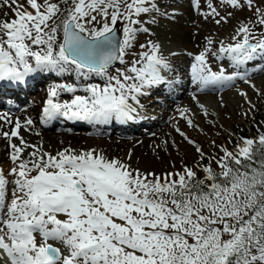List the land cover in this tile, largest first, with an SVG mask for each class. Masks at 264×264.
<instances>
[{"label": "snow or ice", "instance_id": "snow-or-ice-1", "mask_svg": "<svg viewBox=\"0 0 264 264\" xmlns=\"http://www.w3.org/2000/svg\"><path fill=\"white\" fill-rule=\"evenodd\" d=\"M219 5L247 8L256 19L240 24L233 43L221 41L213 50L208 39L194 56L191 81L203 90L241 80L264 96L248 71H241L264 60V31L255 30L264 29V7L256 0H219ZM192 6L199 9L200 0ZM0 8L13 16L0 19V81L22 82L36 71L105 81L86 85L85 95L66 102L59 101L60 91L75 94L77 87H52L42 123L58 116L125 123L136 119L141 96L173 83L167 75L173 65L154 30L158 16H169L158 0H0ZM207 8L201 14L217 25L232 16L221 15L212 0ZM210 57L226 59L233 71L223 65L214 71ZM116 63L124 67L113 75ZM238 92L254 110L248 94ZM192 98L207 117L208 109ZM189 112L180 110V118L203 133ZM5 125L10 130H3ZM33 126L31 118L22 123L0 116V138L11 161L7 170L0 167V264H264V131L229 141L231 148L212 140L215 151L206 153L173 125L197 158L189 166L182 157L179 169L173 163L157 173L134 167L131 151L126 158L98 148L67 147L53 154L21 135L22 128ZM171 146L179 154L175 141Z\"/></svg>", "mask_w": 264, "mask_h": 264}, {"label": "bare ground", "instance_id": "bare-ground-1", "mask_svg": "<svg viewBox=\"0 0 264 264\" xmlns=\"http://www.w3.org/2000/svg\"><path fill=\"white\" fill-rule=\"evenodd\" d=\"M190 2L191 3L189 4L191 6L194 0H191ZM173 3H176V5ZM182 3L185 4L186 0L180 3H178L177 0H171L169 5H174L176 7ZM184 4L180 5L179 6L180 9H178L177 11H173L172 13L170 12L172 16L174 15L177 16L178 14H181V12L182 14L178 15L177 18L174 19L173 22H171L174 23L177 20V22L174 23V27L170 31L162 30V33L160 35L172 41L180 51L191 52L192 50L201 48L207 34L209 33L213 34L214 31L216 33L217 30L213 27V25H211L209 19H205L204 16L201 15L197 16L195 15L196 13L192 14V12L187 11V9L185 10L183 8ZM172 16H170V18ZM191 21H195V24H192L193 25L192 29H195V31L190 30L191 28L189 24ZM216 39L218 38L216 37ZM188 57L191 58V60L190 58L189 59L187 58L188 60H190V62L188 63L189 65L188 68H189L193 63V58L189 54ZM262 61L263 60H258V62H262ZM171 63L173 65V69L175 73L180 72L181 74L182 70L181 69L177 70V68L175 67L176 66L175 62L171 61ZM188 68L185 73V80H180L178 82L182 91L179 95H176L174 97L177 100L175 103L169 104L168 101H165L164 104L167 105L168 107H164L157 103V101L161 102L163 100L162 98H154L153 95L151 94L150 96H148V99L145 100L146 102L144 101L145 103H142L143 99L142 97H140V101H141L140 104L142 105V107H138L137 109L138 114L136 116V119L127 121L125 123H121L113 119L109 123L105 125L103 124L98 128H97L98 124L89 125V127L95 126V128L90 129L85 125V122L83 121H71L65 117H59V116L53 118L50 121H46L43 123L41 122L42 109L43 106L45 105L46 100L48 99L49 90L57 85L56 83L57 80L67 81L68 83L77 87L79 93L85 95L83 88L87 85L86 81L88 79L85 80L83 77H78L75 72L56 73L50 71H41L39 73V71H36L30 74L29 76L25 77V79L22 82H18V83L26 82V84L23 86L25 87L24 91L20 90L21 88L20 85H17L16 87L14 84H12L13 81H0V116L7 114L13 120L19 119L22 123L27 118H31L34 121V126L30 130H25L24 128H22L20 130L21 135L30 143L43 145L44 149L49 152H51L53 148H56L55 146L63 145L67 143L71 144V145L68 144L71 148L77 150H81V148H84L86 146H91L92 144H96L98 149L103 150L107 155L110 154V156H112V153L113 155H115L114 153L120 151L121 148L132 147L134 146V144L140 145L141 148L146 152H152V151L156 152L155 150L158 149L157 145L166 146V144L164 143L165 141H167V143L170 141L176 142V140L179 139L178 136L175 135V130L173 125L180 127L181 130L185 131L188 134V129L184 126L185 125L184 123L186 121L182 119L181 122L178 119L180 117V110L185 108L190 110V108H192L195 104H197L196 101H194L192 98L193 95L199 97V93H197L198 86L192 83L191 75H190L191 69ZM260 69L261 67L255 73H259ZM228 72L231 73L232 70L228 69ZM97 78L99 77L97 76ZM5 82H7L8 84ZM238 82L240 81L239 80L235 81V83ZM40 84H41V89L38 91L34 90L37 86L39 87ZM175 88L178 89V87H171L170 89L165 87L166 94L164 93L162 95L168 97L169 96L168 92L170 91L174 92V90L177 91ZM216 88H217L216 85H210L207 88L203 89V92L209 91L208 93H205L204 96L206 98H215V99L219 98L220 96L216 95L217 92L214 91ZM237 88H239L240 90L243 87L239 86ZM158 89L160 88L152 89L151 93H154V95L157 94ZM28 94H32L30 95L31 96L30 101L28 97H26ZM222 97L225 98V96ZM200 98H198V100ZM12 99H14L15 104H18V107H13L14 109L13 108L9 109L6 107V102L12 101ZM58 99L60 102H62L61 101L62 98L61 99L58 98ZM190 112L188 115L191 117ZM199 113L201 112L199 111ZM210 115L211 113H209L208 116L210 117ZM58 120H60L63 125L61 126L58 125L57 124ZM200 120H201L200 115L194 118L195 123L196 121H200ZM181 123L183 124L181 125ZM205 125L208 126V124H204L203 130L206 128ZM3 130L5 131L10 130L9 126L5 125ZM37 132H39V135L36 134ZM203 133H205V131ZM91 134H93V136ZM14 140L15 139H13V142ZM8 151L9 149L7 148V142L3 138H0V163L1 162L5 163L8 161L9 159Z\"/></svg>", "mask_w": 264, "mask_h": 264}, {"label": "rangeland", "instance_id": "rangeland-1", "mask_svg": "<svg viewBox=\"0 0 264 264\" xmlns=\"http://www.w3.org/2000/svg\"><path fill=\"white\" fill-rule=\"evenodd\" d=\"M170 1L169 0H158L159 3H162L166 7V9L169 13V16L167 18H160L158 16V19H159L158 20V26L154 30L156 31L159 40L162 41L164 44L165 55L169 56L168 58L171 59L170 61L175 62V64H176L175 67L177 68V70H179V69L182 70L181 74H180V72L175 73L174 69L171 73H169L170 75L167 74L168 79L171 81H175V83L180 81V80H185V73H186V70L189 66L188 63L191 60V58L188 57V54L190 56H192L193 63H194V56L196 54H199L201 51H203L205 49V46L208 44V39H211L212 41L214 40L213 45H211V47L214 46L212 48L213 50L219 48L221 41H223L224 44L233 43L234 41L232 40V37L236 34V29L240 26V24L242 22H247L248 20H255L256 19V17L253 15V13L251 11H249L247 8H245L243 10H233L231 8H224V7L219 5V0H212V3L218 7V10L220 11L221 15H227L228 12H232V16L228 17L227 23H221L220 25H217L211 18H208L209 21L211 22V25H213V27L217 30L216 33L214 30H212V31H214L213 34L212 33L207 34L201 48L192 50L191 52L190 51L189 52L180 51L174 45V43L172 41H170L167 38L160 35L162 33V30L163 31H170L174 27V23L177 22V20L174 23H171V22H173L174 19H176L178 15L182 14L181 11H180L181 14H178L177 16L176 15L172 16L171 13L173 11H177L178 9H180L179 6L183 5L184 3H182L180 5L177 4L178 6L175 7L174 5H169ZM190 1L191 0H186V3L184 4L183 8L185 10L187 9V11H191L192 14L196 13L195 15H197V16H200V15L203 16L201 13H206L209 11V9L207 8V0H200V5H202V6H200L199 9H196L192 6L193 3L195 2V0L191 4V6L189 4V3H191ZM22 2H23V0H22ZM177 2L178 3L184 2V0H177ZM256 2L258 4H260V6L264 7V0H256ZM173 4L176 5V3H173ZM5 13H8V15L5 16L4 15ZM170 16H172V17L170 18ZM12 18H13L12 13L9 12V10L7 8H0V19H12ZM191 22L189 24V26L191 28L190 30L195 31V29H192L193 28L192 24H195V21H191ZM169 23H171V24H169ZM255 30L257 31V33L264 31V29L260 28L259 26H257ZM216 37L218 39H216ZM146 39H147L146 36L142 35L140 37V41H142V42H144ZM171 53H175V55H171ZM187 58L188 59L190 58V60H188ZM226 61H227L226 59L221 60V61H217V60H215V58L210 57L209 62L211 64L213 70L218 71L219 67L221 65H223L224 67L227 68ZM263 63H262L261 69H264ZM181 65H183V66H181ZM122 67H124V65L117 63L113 66L112 69H110V71L113 75H115L116 74L115 69L116 68H122ZM255 67H257V66H255ZM188 69H191V66ZM40 72L41 71H39V73ZM250 78L252 79V82L257 86V88H259L262 92H264V72L260 71L259 73H255L252 76H250ZM239 81L240 82H238V83H235V82H234V84L232 83L231 86L225 85V87H224L225 89L216 91L217 92L216 95L220 96L217 99L206 98L204 96V94L208 93L209 91H204V92H203V90L197 91V93H199L198 98L202 97L199 99L200 100L199 102L202 103L208 109V111H210L209 113H211V115H210V117L209 116L204 117L201 109L198 107L197 104H195L192 108H190V110H191L190 114H191V117H194V118L196 116L200 115L201 120L196 121V124H198L202 129H203L204 124H208V126L205 125L206 128L204 129L206 135H205V133H201L200 131L189 128L187 126L186 122L184 123L185 124L184 126L188 129V135L190 137H192L193 139H195L197 141V143H199L203 147V149L206 153H212L215 151V149L213 147H211V141L212 140H215L217 145L225 144L229 148H231L233 145H232V143H229V141L234 142L236 140H239V138L242 136H240L238 138L237 135L238 134L242 135L241 134L242 129L247 126L248 121L253 117V110L250 109L249 105L245 102L244 97L239 95V92H238L239 88H237V87H239V86L243 87L239 91H243V92H246L248 94V98L252 101V104L255 105V109H257L261 105V103L264 101V96H258L252 90V88L249 87L248 84H245L243 81L241 82V80H239ZM5 83H7V82H5ZM56 83H57V85H59V84L72 85V84H70L64 80L63 81L57 80ZM86 83H87V85L92 84V83H98V84L103 85L105 83V81L101 77L97 78L96 75H92L86 81ZM12 84H14V82ZM18 84H22V83H18ZM242 84H243V86H242ZM38 89L39 90L41 89V85L38 87ZM73 95H83V94L79 93L78 91L75 94H73V93H69V92L61 90L58 98H60V99L62 98L61 101L66 102V101H70L72 99ZM152 95H153V97H158V93L155 95H154V93H152ZM222 96H225V98H223ZM141 97L143 99L142 103H145L146 102L145 100L148 99V96H141ZM28 99L30 101L31 96ZM140 103H141V101H140ZM220 103L223 104V107L221 106ZM220 107H222V108H220ZM199 111L201 113H199ZM246 111L248 112L247 117L244 116V113ZM193 113H195L194 116H192ZM178 119L180 121L182 120L180 117ZM209 121H214L215 125L214 126L211 125L209 123ZM182 124L183 123H181V125ZM258 131H262V130L259 129ZM258 131H257V133H258ZM91 135L93 136V134H91ZM91 135H89V136H91ZM175 135H177L179 138L176 140V144L178 145V148H179V154L177 153V149L171 146L172 142L170 141L166 144V146H163V145L160 146L159 145V148L155 150L156 152H153V151L152 152H146L141 148L140 145L134 144V146H132V147L121 148L120 151H117L114 153L115 155H113V153H112V156H110V154L108 156L126 158L127 153L129 151H131L132 152V160L130 162L133 164L134 167H139L141 169H147V170H153V171H156L157 173L163 172L165 170H171L170 165L173 163L176 165V168L179 169L181 166V162H182L181 158L182 157H183V163H186L189 166H191L197 158V154L195 153V150L192 148V146H190L186 142H184L182 140V138L176 132H175ZM248 135H249L248 137L251 138V137L256 136L257 134L256 135L248 134ZM14 142L18 143L17 140H14ZM68 144L69 143L55 146L56 148H53V150L51 152L53 154H55V152L57 150H62L64 148L70 147L69 145H71V144H69V145ZM86 148L90 149V148H98V147L96 146V144H92L91 146H86L84 148H81V150L82 149L87 150ZM165 148H167V151H164ZM213 166L215 167V165H213ZM0 167L5 168V170L8 169L9 167H11V161L8 159V161L5 163L1 162Z\"/></svg>", "mask_w": 264, "mask_h": 264}, {"label": "trees", "instance_id": "trees-1", "mask_svg": "<svg viewBox=\"0 0 264 264\" xmlns=\"http://www.w3.org/2000/svg\"><path fill=\"white\" fill-rule=\"evenodd\" d=\"M259 129L264 131V101L257 109L253 110V117L248 121L247 126L242 129V135L238 134L237 136L239 138L240 136L248 137V134L256 135Z\"/></svg>", "mask_w": 264, "mask_h": 264}]
</instances>
